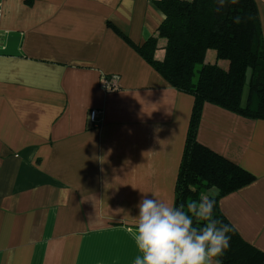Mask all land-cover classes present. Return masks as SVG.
Wrapping results in <instances>:
<instances>
[{
	"label": "crops",
	"instance_id": "obj_1",
	"mask_svg": "<svg viewBox=\"0 0 264 264\" xmlns=\"http://www.w3.org/2000/svg\"><path fill=\"white\" fill-rule=\"evenodd\" d=\"M154 1L0 0V264H133L137 205H174L193 96L138 52ZM196 135L254 176L219 208L264 252V119L205 103Z\"/></svg>",
	"mask_w": 264,
	"mask_h": 264
},
{
	"label": "trees",
	"instance_id": "obj_2",
	"mask_svg": "<svg viewBox=\"0 0 264 264\" xmlns=\"http://www.w3.org/2000/svg\"><path fill=\"white\" fill-rule=\"evenodd\" d=\"M163 19L138 52L176 90L193 96L174 205L214 199V218L233 227L219 199L254 176L197 140L205 103L240 116L264 119V44L255 0H155ZM163 39V58H155ZM197 67H199L197 69ZM246 95V96H245ZM202 223V222H195ZM220 264H263L264 252L234 228Z\"/></svg>",
	"mask_w": 264,
	"mask_h": 264
},
{
	"label": "clouds",
	"instance_id": "obj_3",
	"mask_svg": "<svg viewBox=\"0 0 264 264\" xmlns=\"http://www.w3.org/2000/svg\"><path fill=\"white\" fill-rule=\"evenodd\" d=\"M153 197L137 205L133 264H220L234 226L214 218L215 200L204 196L176 206Z\"/></svg>",
	"mask_w": 264,
	"mask_h": 264
},
{
	"label": "built area",
	"instance_id": "obj_4",
	"mask_svg": "<svg viewBox=\"0 0 264 264\" xmlns=\"http://www.w3.org/2000/svg\"><path fill=\"white\" fill-rule=\"evenodd\" d=\"M99 113V111L98 110H92L91 112H90V119H91V121L92 122H97V120H98V116H97V114Z\"/></svg>",
	"mask_w": 264,
	"mask_h": 264
},
{
	"label": "rangeland",
	"instance_id": "obj_5",
	"mask_svg": "<svg viewBox=\"0 0 264 264\" xmlns=\"http://www.w3.org/2000/svg\"><path fill=\"white\" fill-rule=\"evenodd\" d=\"M199 67H197V69H198Z\"/></svg>",
	"mask_w": 264,
	"mask_h": 264
}]
</instances>
